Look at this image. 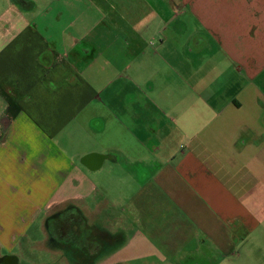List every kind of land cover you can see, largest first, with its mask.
Returning <instances> with one entry per match:
<instances>
[{
	"label": "crops",
	"instance_id": "0c3cea01",
	"mask_svg": "<svg viewBox=\"0 0 264 264\" xmlns=\"http://www.w3.org/2000/svg\"><path fill=\"white\" fill-rule=\"evenodd\" d=\"M5 2L0 257L264 264V0Z\"/></svg>",
	"mask_w": 264,
	"mask_h": 264
},
{
	"label": "rangeland",
	"instance_id": "374dc122",
	"mask_svg": "<svg viewBox=\"0 0 264 264\" xmlns=\"http://www.w3.org/2000/svg\"><path fill=\"white\" fill-rule=\"evenodd\" d=\"M5 5H6L5 0H0V16L3 14L4 10L6 9ZM77 218L81 219V216H77ZM91 234L92 231L83 230L82 238L80 239V241H77V239L76 242L66 241L68 245H71L67 248L68 250H74V249L81 250L82 259L83 260L87 259V261L83 264H87L88 259L91 260V262L88 264H96L98 263L99 259H101L103 256V253L93 254V256H90V251L92 252L96 251V248H94V246L96 245V241L91 237ZM111 249L114 250L116 248H111ZM20 250L21 248H17V250L13 252V254L19 256L20 264H61L59 257L56 256L57 254L53 252H49L48 250H41V249L31 250L29 252V256L28 254L20 253Z\"/></svg>",
	"mask_w": 264,
	"mask_h": 264
},
{
	"label": "flooded vegetation",
	"instance_id": "af4514ba",
	"mask_svg": "<svg viewBox=\"0 0 264 264\" xmlns=\"http://www.w3.org/2000/svg\"><path fill=\"white\" fill-rule=\"evenodd\" d=\"M50 222L49 229L51 232L59 236L63 241L74 242L76 239L80 241L83 230H88L82 225V221L77 218V215L72 212L54 215ZM0 264H16V260L12 256H4L3 258L0 257Z\"/></svg>",
	"mask_w": 264,
	"mask_h": 264
}]
</instances>
